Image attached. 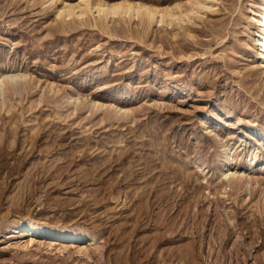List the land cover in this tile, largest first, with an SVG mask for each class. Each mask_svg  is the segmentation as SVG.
Segmentation results:
<instances>
[{
	"label": "rangeland",
	"instance_id": "374dc122",
	"mask_svg": "<svg viewBox=\"0 0 264 264\" xmlns=\"http://www.w3.org/2000/svg\"><path fill=\"white\" fill-rule=\"evenodd\" d=\"M78 1L0 0V264H264V0L170 25Z\"/></svg>",
	"mask_w": 264,
	"mask_h": 264
},
{
	"label": "bare ground",
	"instance_id": "6f19581e",
	"mask_svg": "<svg viewBox=\"0 0 264 264\" xmlns=\"http://www.w3.org/2000/svg\"><path fill=\"white\" fill-rule=\"evenodd\" d=\"M215 1V0H211ZM209 2V0H189L187 3V8L182 9L179 5H174L167 8H160L156 5H152L149 3L138 5L136 10H134V6L129 2L125 3H101L97 0H79L75 4H64L65 6L60 12L59 16L65 15L73 18H83L84 16L88 15L89 13H93L92 9H95L94 12L98 13L99 17H105L108 15L112 16H122L125 17L128 15L129 17L132 16V13L136 11V14L148 16L152 18V20L159 16V24L167 23L166 19H169L168 24H172L175 21L183 20L185 21L188 16L191 15L192 12H195L197 9H202L204 4ZM138 4V3H137ZM205 9V8H204ZM260 13H256L253 9H251L252 15L250 21L252 25H254V31L252 36V42L254 46L255 56L257 57L258 61L260 62V67L264 70V3L261 7ZM58 16V17H59ZM64 16V17H65ZM142 17V16H141ZM142 17V18H143ZM106 18V17H105ZM140 18V17H139ZM100 19V18H99ZM143 20V19H140ZM166 25V24H165ZM19 79L18 77L8 74L5 72L0 73V87L5 83H15L16 80ZM228 177V176H227ZM13 230L15 232L20 233L21 240H24V245L29 246L33 240L26 239V235H34L36 237L42 239H50L51 244H59L62 241H66L65 243L71 246H76L77 241H79L82 236L79 234H75L72 232H62L53 230L50 228H41L34 224L24 223L20 226L14 227ZM53 242V243H52Z\"/></svg>",
	"mask_w": 264,
	"mask_h": 264
}]
</instances>
